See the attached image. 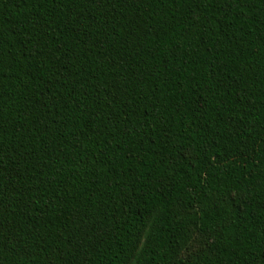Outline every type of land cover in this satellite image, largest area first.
<instances>
[{"label":"trees","instance_id":"obj_1","mask_svg":"<svg viewBox=\"0 0 264 264\" xmlns=\"http://www.w3.org/2000/svg\"><path fill=\"white\" fill-rule=\"evenodd\" d=\"M0 264H264V0H0Z\"/></svg>","mask_w":264,"mask_h":264}]
</instances>
